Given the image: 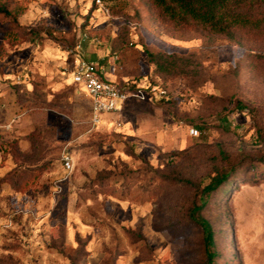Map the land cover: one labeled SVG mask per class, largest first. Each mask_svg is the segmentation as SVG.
Wrapping results in <instances>:
<instances>
[{
  "label": "rangeland",
  "instance_id": "obj_1",
  "mask_svg": "<svg viewBox=\"0 0 264 264\" xmlns=\"http://www.w3.org/2000/svg\"><path fill=\"white\" fill-rule=\"evenodd\" d=\"M78 58L166 97L91 126ZM262 139L264 36L172 33L145 0H0V264H204V225L212 264H264Z\"/></svg>",
  "mask_w": 264,
  "mask_h": 264
},
{
  "label": "trees",
  "instance_id": "obj_2",
  "mask_svg": "<svg viewBox=\"0 0 264 264\" xmlns=\"http://www.w3.org/2000/svg\"><path fill=\"white\" fill-rule=\"evenodd\" d=\"M145 1L153 11L154 18L172 33L204 32L229 41H238L240 33L252 34L256 37L264 36V0ZM4 13L8 14L7 11ZM151 57L155 56L151 55ZM118 86L122 90H132L138 85L131 82ZM141 87L148 88V86ZM163 97H166V94ZM226 178V174L213 177L203 189L205 194L208 195L211 190L225 185ZM203 227L204 264H212L213 254L209 250L211 238L207 226Z\"/></svg>",
  "mask_w": 264,
  "mask_h": 264
},
{
  "label": "built area",
  "instance_id": "obj_3",
  "mask_svg": "<svg viewBox=\"0 0 264 264\" xmlns=\"http://www.w3.org/2000/svg\"><path fill=\"white\" fill-rule=\"evenodd\" d=\"M100 4L101 0H90ZM70 74L76 88L81 90L89 100V123L98 125L106 114L116 112L130 98L139 100L150 99L152 95L165 96L163 89L154 86L142 88L137 86L132 90H122L112 80L108 79L97 63L91 60L76 59ZM196 132V131H194ZM62 164L70 168L71 159L68 155L62 156Z\"/></svg>",
  "mask_w": 264,
  "mask_h": 264
},
{
  "label": "crops",
  "instance_id": "obj_4",
  "mask_svg": "<svg viewBox=\"0 0 264 264\" xmlns=\"http://www.w3.org/2000/svg\"><path fill=\"white\" fill-rule=\"evenodd\" d=\"M92 61V60H91ZM96 63V62H95ZM73 66V65H72ZM72 68V67H71ZM71 70V69H70ZM70 70L68 71V76H69V79H70V83L74 84L73 80H72V77H71V74H70ZM102 70V69H101ZM103 74L109 79V77L107 76V74L102 70ZM75 91H81V90H78L77 88L75 89Z\"/></svg>",
  "mask_w": 264,
  "mask_h": 264
}]
</instances>
